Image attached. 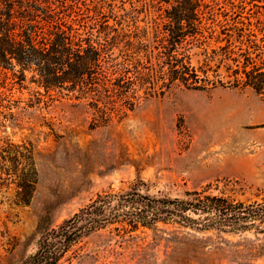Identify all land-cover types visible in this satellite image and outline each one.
Returning <instances> with one entry per match:
<instances>
[{
    "label": "rangeland",
    "instance_id": "374dc122",
    "mask_svg": "<svg viewBox=\"0 0 264 264\" xmlns=\"http://www.w3.org/2000/svg\"><path fill=\"white\" fill-rule=\"evenodd\" d=\"M87 2L104 12L105 24L117 28L111 35L146 38L153 45L156 26L170 8L161 0ZM202 3L204 12L211 10L204 22L222 44L228 34L235 41L241 29L252 30L262 42L264 0ZM101 31L95 34L103 37ZM210 31L204 34L211 36ZM200 52L191 49L197 66ZM220 72L226 75L225 67ZM25 83L10 96L20 103L13 109L15 119L0 123V145L31 141L38 182L28 205L15 203L13 183L0 188V264H20L37 249L39 225H57L106 192L124 194L137 187L152 197L187 198V192L198 190L246 204L264 202V96L250 87L173 84L153 96L140 90L133 108L123 106L104 121L90 98L35 96L44 89ZM116 225L92 233L80 244L81 256L64 264H264V232L256 228L205 229L159 220L118 235Z\"/></svg>",
    "mask_w": 264,
    "mask_h": 264
},
{
    "label": "trees",
    "instance_id": "16d2710c",
    "mask_svg": "<svg viewBox=\"0 0 264 264\" xmlns=\"http://www.w3.org/2000/svg\"><path fill=\"white\" fill-rule=\"evenodd\" d=\"M161 1L170 3V8L164 10L166 21L156 26L158 41L153 45L146 38L125 39L120 32L111 35L117 28L105 24L107 16L87 0H0V123L15 119L13 109L20 101L10 96L14 89L26 88L25 82L44 89L35 96L90 98L89 104L104 121L123 106L133 108L140 90L153 96L173 84L188 89L250 87L264 96V38L259 42L252 30L245 34L241 29L235 41L228 34L222 44L220 35L204 22L211 10L204 12L202 0ZM96 30L105 35H96ZM208 30L211 36L204 34ZM195 46L202 49L199 66L193 63ZM37 182L34 144L11 140L1 144L0 188L13 183L15 203L28 205ZM186 195L152 197L137 187L124 194H98L61 223L39 225L37 249L20 264L71 262L81 256L80 244L87 237L113 224H118L113 227L118 235L159 220L205 229L264 232V202L246 204L198 190ZM125 207L134 210L120 213Z\"/></svg>",
    "mask_w": 264,
    "mask_h": 264
}]
</instances>
